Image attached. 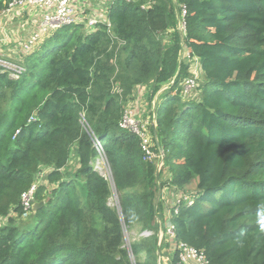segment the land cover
Masks as SVG:
<instances>
[{"label": "trees", "instance_id": "obj_1", "mask_svg": "<svg viewBox=\"0 0 264 264\" xmlns=\"http://www.w3.org/2000/svg\"><path fill=\"white\" fill-rule=\"evenodd\" d=\"M83 28L56 30L18 78L0 65V264H179L157 196L194 179V203L170 208L175 246L209 264H264V0H114L107 22ZM193 60L198 96L184 94ZM139 86L160 177L120 125ZM95 139L111 179L96 169ZM34 183L44 204L25 219Z\"/></svg>", "mask_w": 264, "mask_h": 264}, {"label": "built area", "instance_id": "obj_2", "mask_svg": "<svg viewBox=\"0 0 264 264\" xmlns=\"http://www.w3.org/2000/svg\"><path fill=\"white\" fill-rule=\"evenodd\" d=\"M114 0H97V4L90 1L86 2L77 0H12L8 3V6L0 13V28L3 25L14 24L16 19H21L26 13L34 16L32 21L26 26V19L24 22L17 24L18 31H24L27 28L26 39L22 43V53H31L39 42L47 36L49 33L54 32L62 27L68 25H83L86 31L92 32L97 29L98 24L108 21V11L110 5ZM187 14L186 6H182V13L179 18V29L185 32L186 21L185 16ZM110 25V23L108 22ZM15 26V25H14ZM17 31V30H16ZM1 60V59H0ZM7 64V61L1 60ZM18 68L13 69L15 78H18L25 70L22 65L17 64ZM7 68V67H6ZM196 86V80L194 78H188L184 82V94L189 93ZM139 86L135 95L141 92ZM128 105H131L130 102ZM126 108L125 113L121 120V127L127 128L130 131L136 133L141 140V147L145 153V159L158 161V164L163 158V152H158V137L155 134L154 128H156L157 122L154 118L144 119L137 116L138 111L129 110ZM31 119H35L33 116ZM18 130L17 132H19ZM95 145L100 153V158L96 163V169L100 171L106 178H112V171L106 161L105 150L99 141L95 139ZM38 184L34 183L32 186L22 193L21 203L23 207V218H27L32 210L33 204L36 201ZM176 195L174 196L173 206L176 208L185 202L188 205L194 203L193 194L180 193L181 190L175 188ZM180 190V191H179ZM116 199H117V195ZM170 215V211H169ZM6 218L0 219V224H5ZM148 234V233H147ZM173 224L167 229V236L171 239L174 237ZM179 252L180 262L179 264H209L207 256L204 250H200L193 245L181 241L176 243L174 247Z\"/></svg>", "mask_w": 264, "mask_h": 264}, {"label": "rangeland", "instance_id": "obj_3", "mask_svg": "<svg viewBox=\"0 0 264 264\" xmlns=\"http://www.w3.org/2000/svg\"><path fill=\"white\" fill-rule=\"evenodd\" d=\"M29 14V13H28ZM28 18H32V16H28ZM31 21L26 20V26L28 23H30ZM12 27L10 26L9 30H11ZM83 31H86L85 28H83ZM88 31V30H87ZM9 33H6V31H4L3 29L0 30V58L1 60L7 61L10 64H7L3 61L0 60V65H3L7 68H13V69H17L19 63L23 62L26 58L27 55L32 54L33 52H35L36 50L40 49L43 44L45 43L46 40H48L49 38H51L54 35V32L49 33L47 36H45L40 42L39 44L34 48V51L31 53H26L23 54L22 53V48L21 45L22 43L25 41L26 37V32H27V28L24 31H8ZM166 36V35H164ZM51 42L52 40L48 41V47H51ZM167 43H169V37H165L164 38V44L166 45ZM20 65V64H19ZM191 71L193 72L194 76L197 79V83H196V87H198L199 82H201L203 80V72L201 70V65L199 63V61H192V66H191ZM12 76L14 77L15 75L12 74ZM194 88L192 91V94L196 96H198L197 94V88ZM146 89V88H145ZM141 92L137 93L134 96V99H132L129 102L134 101V103L132 105H127V107H129V110H133V111H138L137 116L141 118V114L144 113V111H146L148 114L150 113V107H149V92L148 94H144L142 99V95L141 93H143L144 88L141 87ZM145 92V91H144ZM188 94V93H187ZM186 95V94H185ZM145 109V110H143ZM151 116V115H150ZM145 119H148L147 117H145ZM73 167V165H72ZM168 178V172L167 170H165V173L162 175V179L163 180H167ZM180 193H184V194H193L195 195L197 193V180L194 179L191 183H189L188 185H186L183 190ZM115 200H116V196L114 195L111 198V204H115ZM174 204V201H173ZM173 207V205L171 206V208ZM26 219V218H25ZM164 236V234H163ZM163 238V237H162ZM128 241L127 244L129 242V238L127 237ZM164 264H167V260L168 257L167 255L162 257Z\"/></svg>", "mask_w": 264, "mask_h": 264}, {"label": "crops", "instance_id": "obj_4", "mask_svg": "<svg viewBox=\"0 0 264 264\" xmlns=\"http://www.w3.org/2000/svg\"><path fill=\"white\" fill-rule=\"evenodd\" d=\"M78 2H80L81 0H77ZM84 2H86V5H87V2H91V3H94V6L97 4V0H82ZM28 16H32L28 13H26V15H24L21 19H16L14 21V24H9V25H3V27L0 28V30H4L6 31V33H9L8 31H16L18 30L19 28L17 27V24L21 23V21L24 22V19L28 20V21H32V19L34 18V16H32V18H28ZM15 25V26H14ZM10 26L12 27L11 30H9ZM171 31V30H170ZM146 88V89H145ZM145 91V92H144ZM144 91L143 93H141V97L142 99L144 94H148V87L147 86H144ZM134 103V101L130 102V104L132 105ZM145 110V109H143ZM142 117L145 119V117L147 118H151L150 116V113L148 114L146 111H144L143 114H141ZM181 191L183 189H180ZM179 190V191H180ZM176 195V190H175V187H165L162 191H161V198L162 200L164 201V204H165V217L167 218V220L169 219V211H170V208L171 206L173 205V201H174V196ZM170 239V242H171V245H172V248L175 247V243Z\"/></svg>", "mask_w": 264, "mask_h": 264}, {"label": "water", "instance_id": "obj_5", "mask_svg": "<svg viewBox=\"0 0 264 264\" xmlns=\"http://www.w3.org/2000/svg\"><path fill=\"white\" fill-rule=\"evenodd\" d=\"M179 18H180V17H179ZM181 34H183L182 31H181ZM156 126H157V125H156ZM154 131H155V134H156V128H154ZM156 135H157V134H156ZM163 164H164V160H163V158H162L161 162H160L159 165H158L157 172H156L158 177H160V170H161ZM160 195H161V192H160V193L158 194V196H157V202H158V200L160 199ZM43 204H44V201H41V202H39V203H35L33 207H34V208H39V207H41ZM171 225H172V221H171L170 218H169V219L166 221V226L169 227V226H171ZM142 234H147V233H142ZM163 234H164V232H163V228H162V225H160V234H159L160 241L162 240Z\"/></svg>", "mask_w": 264, "mask_h": 264}]
</instances>
